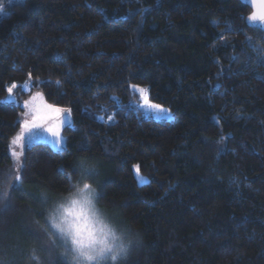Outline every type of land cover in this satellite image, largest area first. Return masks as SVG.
Returning a JSON list of instances; mask_svg holds the SVG:
<instances>
[{
  "label": "trees",
  "instance_id": "1",
  "mask_svg": "<svg viewBox=\"0 0 264 264\" xmlns=\"http://www.w3.org/2000/svg\"><path fill=\"white\" fill-rule=\"evenodd\" d=\"M4 7L0 243L11 241L18 216L43 215L33 193L63 191L74 162L90 158L100 166L101 203L143 234L129 264H264V31L248 26L249 6L14 0ZM131 85L146 87L173 119L137 109ZM9 87L21 98L41 91L72 116L62 150L25 146L19 176L10 143L23 107Z\"/></svg>",
  "mask_w": 264,
  "mask_h": 264
},
{
  "label": "clouds",
  "instance_id": "2",
  "mask_svg": "<svg viewBox=\"0 0 264 264\" xmlns=\"http://www.w3.org/2000/svg\"><path fill=\"white\" fill-rule=\"evenodd\" d=\"M73 169L75 176L63 191L42 190L43 215L33 216V227L65 264H129L143 242L142 232L101 203L97 162L83 158Z\"/></svg>",
  "mask_w": 264,
  "mask_h": 264
},
{
  "label": "rangeland",
  "instance_id": "3",
  "mask_svg": "<svg viewBox=\"0 0 264 264\" xmlns=\"http://www.w3.org/2000/svg\"><path fill=\"white\" fill-rule=\"evenodd\" d=\"M12 1L14 0H0V18H2L3 14L5 13L4 6L10 4ZM22 88L28 90L30 88V84L25 83ZM11 89L12 91L10 99L12 101H18L23 107V111L19 115V130L12 137V139L17 135H21L22 137H24L23 139H21L19 144L15 146L10 143L12 155L13 152L17 154L22 153L25 146L34 142H44L52 146L55 150H62L66 145V138L63 134V128L67 125L72 124L71 114L69 112H61L59 114L51 113V119L38 121L37 126L32 128L31 134H26L23 129V122L25 120L31 121L33 119V116L31 114V104L32 98L34 96H37L39 94L40 99L37 101V103L42 100L47 105L53 106L54 108H64L48 103L41 91L32 92L30 95L21 98L19 95L13 94L15 88L11 87ZM131 90L134 91L137 96V99L133 100V104L136 105L137 109L142 110L145 115L151 116L155 119H173V114L168 108L154 103L149 99L148 89L146 87L131 85ZM26 102L29 103V107H25ZM152 106L160 107L156 108ZM109 117H111V119H109ZM99 118L107 121H112L113 115H108L107 117L105 115H100ZM59 137L63 138L62 145H59L57 142ZM13 157L15 160V167L17 172L16 175H18L22 161L21 155H19L18 159L14 155ZM99 176L101 175L99 174ZM40 196L41 192L36 194L33 193L30 198L33 202L39 204V206L42 207ZM17 219L12 227V235L10 236L11 241L8 243L3 240V242L0 243V255L7 257L5 261L3 260V264H65V260L59 254L58 249L46 243L42 233H40L33 227L31 216H22L20 218L18 216Z\"/></svg>",
  "mask_w": 264,
  "mask_h": 264
},
{
  "label": "snow or ice",
  "instance_id": "4",
  "mask_svg": "<svg viewBox=\"0 0 264 264\" xmlns=\"http://www.w3.org/2000/svg\"><path fill=\"white\" fill-rule=\"evenodd\" d=\"M250 2L252 3L254 7L259 5L258 11L254 13L253 16L250 17V19H259L261 21H264V0H250ZM57 83L59 82L57 81ZM8 91L11 93L12 91L11 87L8 89ZM39 99H40L39 94L32 98L31 114L33 116V119L31 121L25 120L23 122V129L26 134H31L32 128L37 126L38 121L51 119L52 118L51 113L59 114L61 112H70V110H67V109L54 108L53 106L47 105L42 100H40V102L37 103ZM25 107H29L28 102L25 103ZM152 107L159 108L160 106H152ZM109 119H111V117H109ZM23 138L24 137H22L21 135H17L16 137L12 139L11 141L12 145L15 146L19 144V142ZM57 142L59 145H62L63 138L59 137ZM13 155L16 156L18 159L19 155H22V153L17 154L13 152ZM136 167H137V174H139V166H136Z\"/></svg>",
  "mask_w": 264,
  "mask_h": 264
},
{
  "label": "water",
  "instance_id": "5",
  "mask_svg": "<svg viewBox=\"0 0 264 264\" xmlns=\"http://www.w3.org/2000/svg\"><path fill=\"white\" fill-rule=\"evenodd\" d=\"M239 1L241 3L249 6V8L251 9L250 13L246 17V22H247L248 26H250V27H257V28H260L261 30L264 31V21H261L259 19H250V17H252L253 14L258 11L259 5H257L256 7H254L252 5V3L250 2V0H239Z\"/></svg>",
  "mask_w": 264,
  "mask_h": 264
}]
</instances>
